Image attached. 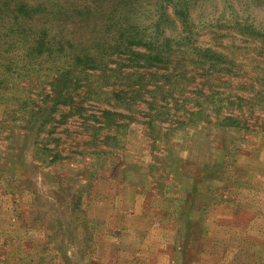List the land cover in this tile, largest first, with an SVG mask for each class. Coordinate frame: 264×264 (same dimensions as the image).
<instances>
[{
	"label": "rangeland",
	"instance_id": "obj_1",
	"mask_svg": "<svg viewBox=\"0 0 264 264\" xmlns=\"http://www.w3.org/2000/svg\"><path fill=\"white\" fill-rule=\"evenodd\" d=\"M132 2L171 39L132 76L112 57L56 100L0 49V264H264V0Z\"/></svg>",
	"mask_w": 264,
	"mask_h": 264
},
{
	"label": "trees",
	"instance_id": "obj_2",
	"mask_svg": "<svg viewBox=\"0 0 264 264\" xmlns=\"http://www.w3.org/2000/svg\"><path fill=\"white\" fill-rule=\"evenodd\" d=\"M125 4L132 6L133 2L132 0H0V39L8 41L7 48L0 47V49L2 52L8 50L14 53L24 50L21 59L26 61V65H40L42 71L47 76H51L48 85L53 89L56 100L70 96L75 88V82L79 79L90 82L93 69L102 72L110 61L117 65V60L112 57L122 61L118 62L119 68L126 66L132 68L131 71L126 72L127 75L132 76L136 72L135 69L143 68L142 64H138L133 59L143 56L148 60L147 63L153 65L168 59L164 54L167 52L165 45H170L168 43L171 39H167L165 44L159 43L160 37H157V31L154 35H143L140 32V36L137 37L133 33L136 30L134 26L122 23L119 18L115 19ZM176 13L177 17H182L184 21L185 7ZM65 27L75 31L70 30L67 35L63 31ZM100 27L103 29L101 30ZM187 29L183 26L182 32L188 33ZM187 37H190V33L184 40H187ZM87 40H90V43L87 44ZM138 46L147 48L148 53H140L136 49ZM209 56L206 51L205 57ZM8 61L6 57L5 60L0 59V64L4 65L6 70L9 69L7 64L11 63ZM127 61L129 63H126ZM5 74L9 75L7 71ZM112 76L113 74L110 73L105 74V78ZM44 77L46 78L45 75ZM170 82L175 84V81ZM65 83L67 86L63 90L59 88V85ZM65 94L70 95L66 97ZM56 100L52 103L53 110ZM69 101L73 103L72 96ZM220 106L221 104H218L216 108ZM102 114L107 120H113L109 118L112 112L104 111ZM32 117L28 118L27 124ZM227 119L223 123L227 127L235 125L237 121L232 117ZM43 120L46 123L47 118ZM42 126L43 123L39 125V129ZM110 140L117 143L115 138ZM11 146L12 143L9 147Z\"/></svg>",
	"mask_w": 264,
	"mask_h": 264
}]
</instances>
